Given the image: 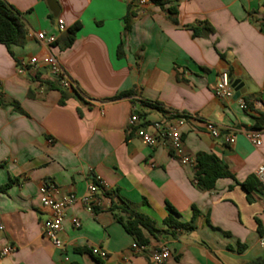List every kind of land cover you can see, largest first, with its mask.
Instances as JSON below:
<instances>
[{"label": "crops", "instance_id": "crops-1", "mask_svg": "<svg viewBox=\"0 0 264 264\" xmlns=\"http://www.w3.org/2000/svg\"><path fill=\"white\" fill-rule=\"evenodd\" d=\"M6 1L22 12L26 35L12 46L13 55L0 43V94L9 102L0 106V186L15 180L0 191V264H98L86 251L92 247L107 252L102 264H157L150 252L163 244L170 256L161 264L264 261V194L254 176L264 162V130L257 146L245 134L252 115L264 111V0H166L163 7L149 0H56L66 29L80 24L65 48L68 33L60 39L64 31L47 0ZM129 3L134 14L125 22ZM172 5L175 14L167 10ZM38 31L55 35L56 42L38 40ZM46 55L66 74L68 86L58 82L67 93L62 104L61 92L45 83L52 79L45 67L17 70L20 61ZM222 71L243 83L238 98L215 96ZM245 101L250 108L241 107ZM137 109L141 124L171 111L194 114L180 128L184 153L194 160L199 152L213 153L232 177L198 188L194 165L135 135L128 119ZM206 120L218 127V137L206 131ZM230 134L233 143L225 142ZM94 175L104 182L97 206L91 212L77 200L69 207L58 234L64 248L55 247L42 234L51 210L40 203V184L50 180L55 198L82 196ZM249 177L250 200L241 185ZM123 203L162 230L167 204L182 221L190 220L192 206L199 215L192 230L153 236L142 229L148 242L133 248L134 237L114 216ZM7 244L15 250L2 255Z\"/></svg>", "mask_w": 264, "mask_h": 264}, {"label": "built area", "instance_id": "built-area-1", "mask_svg": "<svg viewBox=\"0 0 264 264\" xmlns=\"http://www.w3.org/2000/svg\"><path fill=\"white\" fill-rule=\"evenodd\" d=\"M144 2V0H141ZM57 29L61 31L66 30V26L63 20L57 17ZM36 38L40 41H45L47 44L54 43L57 37L53 34L46 35L43 31L36 33ZM33 66L39 68L45 67L51 76L56 75L59 78V83L63 86H68L66 81V74L63 69L58 65L56 59L52 55H46L41 59L35 56L22 60L17 67L18 72H23L27 66ZM214 94L220 99H230L233 97L234 90L231 86L230 76L227 71H222L218 74L213 88ZM241 107H246L244 103H241ZM168 117L161 121H154L151 123L141 124L138 122V115L136 112H132L128 119L129 126L133 127L135 135L140 138L145 144L154 145L156 143L166 145L171 153L182 164H195V160L186 155L183 151V142L181 138V126L187 121L195 118L194 114H183L176 112H169ZM206 131L213 137H218L220 132L214 122L206 120L204 122ZM245 134L253 145L257 146L261 143V130L259 129H246ZM225 142L233 143L234 135L230 134L225 137ZM254 176L260 183L262 192L264 194V162L257 165L254 170ZM104 182L99 176H93L91 182L88 185V192L82 196H76L74 193L62 195L59 198H55L52 195V191L55 186L50 180H43L39 186V200L42 206L51 210V215L42 225V234L49 239L53 245L57 248H64L63 243L58 237L60 230L62 229V221L65 216L66 210L71 207L77 200L81 201L88 211L93 212L97 206L96 193L98 189L103 186ZM264 213V200L262 205ZM71 222L74 227L80 226V221L76 217H72ZM0 229L2 226L0 225ZM259 243L264 245V240L259 239ZM133 248H142L135 241L131 245ZM15 250L13 245L7 244L1 248V254L6 255ZM91 253L100 258H105L107 252L98 247H92ZM170 256V251L166 245H159L152 249L150 252V258L154 263L161 264Z\"/></svg>", "mask_w": 264, "mask_h": 264}, {"label": "trees", "instance_id": "trees-1", "mask_svg": "<svg viewBox=\"0 0 264 264\" xmlns=\"http://www.w3.org/2000/svg\"><path fill=\"white\" fill-rule=\"evenodd\" d=\"M133 1V0H131ZM154 5L163 7L166 0H149ZM170 14L176 13V6L172 5L167 8ZM134 14L130 3L127 5V13L125 15V22H128V19ZM80 24L78 22H74L69 27H67L66 31L68 33L67 39L62 42V47H68L72 44L74 40V35L78 30ZM193 33L197 34L198 30L196 27H193ZM209 30L212 28L209 26ZM26 35V26L25 20L23 18L22 12L17 10L14 6H12L6 0H0V43L4 44L8 50V52L13 55L12 46L13 45H22L25 41ZM56 42V41H55ZM59 42V41H58ZM51 80L45 81L49 88H57L61 92V96L59 99V103H63L64 99L67 97V93L64 88L60 87L58 82L59 78L56 75L51 76ZM130 91L121 92L115 96H123L130 94ZM246 102V101H245ZM9 102L2 98L0 94V106H5ZM12 104L16 105L15 101ZM139 106H147L149 108H153L156 110H160L162 112H167V110L160 107L156 103H150L147 101H140ZM245 106L250 108L249 103H245ZM138 110V109H137ZM142 113L138 110V116H142ZM253 122L248 129H259L264 130V111H258L256 115H252ZM146 123V122H144ZM142 123V124H144ZM133 128V127H132ZM194 184L202 189L209 190L211 189L215 181L221 177H232V174L227 169L226 165L213 153L207 152H199L195 157L194 164ZM250 181L251 177L241 183V185L247 191V199L250 200ZM15 182L14 179H9L4 185L0 186V191H5L11 184ZM167 208L169 210V214L163 219V224L166 226V229H158L155 227L153 220H151L148 216L136 211L132 207H129L126 203H123L119 207V211L114 213L115 219L119 222L124 230L131 234L134 237L135 242L139 246H145L148 242L147 238L143 234V230L145 229L150 235L156 236L158 233H166L170 232V228H179L185 230H192L195 228V220L199 215V211L195 206H192V216L189 221H182L178 219L179 213L176 212L170 205L167 204ZM113 210V208H111ZM123 213V214H122ZM78 251H82V249H75ZM91 253V250H86ZM93 255V254H92ZM95 256V255H93ZM98 264H102L101 258L95 256ZM100 258V259H99ZM70 264H79L78 262H71ZM247 264H264V261H260L258 263H247Z\"/></svg>", "mask_w": 264, "mask_h": 264}, {"label": "water", "instance_id": "water-1", "mask_svg": "<svg viewBox=\"0 0 264 264\" xmlns=\"http://www.w3.org/2000/svg\"><path fill=\"white\" fill-rule=\"evenodd\" d=\"M47 5L49 7V9L51 10V12L53 13V15L55 17L58 16V13H59V6H58V3L56 0H47ZM66 35H67V32L64 31L61 36H60V39L61 40H65L66 39ZM45 69H41V71H44ZM230 82H231V86L234 90V94H233V97L236 99L238 98L243 92H244V89H242V82L239 80V79H233V78H230Z\"/></svg>", "mask_w": 264, "mask_h": 264}]
</instances>
